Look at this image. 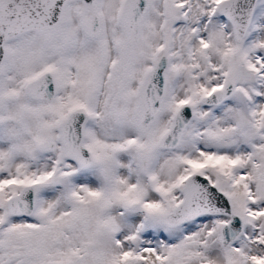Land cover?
I'll return each instance as SVG.
<instances>
[{
  "label": "snow or ice",
  "instance_id": "6c2138e0",
  "mask_svg": "<svg viewBox=\"0 0 264 264\" xmlns=\"http://www.w3.org/2000/svg\"><path fill=\"white\" fill-rule=\"evenodd\" d=\"M0 264H264V0H0Z\"/></svg>",
  "mask_w": 264,
  "mask_h": 264
}]
</instances>
